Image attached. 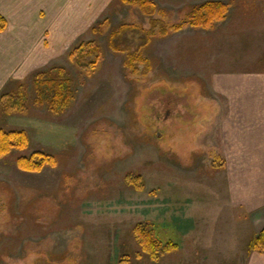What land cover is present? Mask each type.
I'll return each mask as SVG.
<instances>
[{
    "label": "rangeland",
    "instance_id": "obj_1",
    "mask_svg": "<svg viewBox=\"0 0 264 264\" xmlns=\"http://www.w3.org/2000/svg\"><path fill=\"white\" fill-rule=\"evenodd\" d=\"M152 1L159 10L152 17L169 25L205 0ZM220 1L229 11L213 29L187 26L162 35L156 28L141 49L150 65L144 73L146 61L131 72L126 52L109 45L110 32L127 24L133 28L120 46L130 52L140 46L150 16L139 7L85 0L82 18L71 9L54 12L57 37L45 31L43 47L33 48L28 68L13 71L7 87L20 82L32 94L34 73L58 65L71 77L74 98L56 113L37 105L24 114L0 113V127L24 129L30 138L26 149L0 157V264L247 262V241L239 243L238 230L218 228L222 216L213 211L223 202L226 108L217 83L224 65L247 67L261 57L256 66L264 68V0ZM81 2L69 0L74 10ZM46 14L39 12L37 30ZM83 41L101 49L92 71L68 57ZM244 44L246 51H232ZM37 150L55 155L56 164L19 169L16 158ZM140 222L175 243L176 252L151 258L132 233Z\"/></svg>",
    "mask_w": 264,
    "mask_h": 264
},
{
    "label": "crops",
    "instance_id": "obj_2",
    "mask_svg": "<svg viewBox=\"0 0 264 264\" xmlns=\"http://www.w3.org/2000/svg\"><path fill=\"white\" fill-rule=\"evenodd\" d=\"M84 1L78 4L81 10H74L69 0H0V13L7 19V28L0 33V94L7 89L13 71L28 68L33 48L43 47L44 32L46 38L57 37L55 28L61 25L53 23L54 12L68 14L71 9L82 18ZM43 10L48 22L37 30L35 23L42 19L39 12ZM245 47L232 46V51L238 48L240 53ZM258 59L262 58L254 57L247 67L242 61L234 68L224 65L217 83L226 108L221 127L223 202L213 211L222 216L218 228L238 230L235 238L241 245L246 241L249 245L264 227V68L256 66ZM248 255L245 264H264V252L252 250Z\"/></svg>",
    "mask_w": 264,
    "mask_h": 264
},
{
    "label": "trees",
    "instance_id": "obj_3",
    "mask_svg": "<svg viewBox=\"0 0 264 264\" xmlns=\"http://www.w3.org/2000/svg\"><path fill=\"white\" fill-rule=\"evenodd\" d=\"M124 3L135 5L150 16L149 28L142 29L143 41L140 46L130 52L129 47L120 46L123 34L132 29V25L122 24L112 30L109 35V45L116 51L126 52L125 64L131 68V72L136 71L138 62L146 61V66L142 70L144 73L149 68V61L142 58L141 49L149 43L155 30L162 35L169 31H180L184 27L213 29L215 25L223 21L229 11V5L220 0H205L192 6L186 15L174 24H167L160 18L152 15L158 10L152 0H121ZM159 11V10H158ZM7 28V19L0 13V33ZM70 60L83 71H92L101 58V49L94 41H83L75 45L68 53ZM137 72V71H136ZM32 94L20 82L13 87H7L0 94V113L4 115L24 114L30 106L37 105L46 107L51 113L64 111L73 101L74 95L71 87V77L61 66H52L48 69L38 70L34 73L32 82ZM30 138L24 129H5L0 127V157H4L14 149L24 150L28 147ZM56 156L45 151H33L28 155H19L16 164L19 169L29 172L41 171L45 166H54ZM141 181L140 175L137 176ZM136 182V183H138ZM135 183V184H136ZM153 225L143 222L137 223L132 228L136 241L151 258L165 255L175 251L178 246L172 241L163 242L155 236ZM248 248L259 253L264 252V227L251 239Z\"/></svg>",
    "mask_w": 264,
    "mask_h": 264
}]
</instances>
